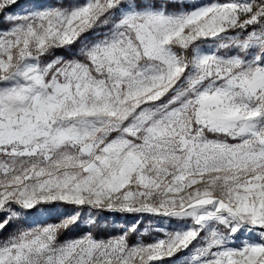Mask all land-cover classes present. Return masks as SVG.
<instances>
[{"label": "snow or ice", "instance_id": "1", "mask_svg": "<svg viewBox=\"0 0 264 264\" xmlns=\"http://www.w3.org/2000/svg\"><path fill=\"white\" fill-rule=\"evenodd\" d=\"M0 264H264V0H0Z\"/></svg>", "mask_w": 264, "mask_h": 264}]
</instances>
